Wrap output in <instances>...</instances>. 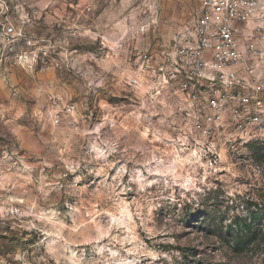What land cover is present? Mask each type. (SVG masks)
<instances>
[{"label":"rangeland","instance_id":"374dc122","mask_svg":"<svg viewBox=\"0 0 264 264\" xmlns=\"http://www.w3.org/2000/svg\"><path fill=\"white\" fill-rule=\"evenodd\" d=\"M27 1L28 55L0 62V264H264V138L232 149L175 86L128 84L200 0Z\"/></svg>","mask_w":264,"mask_h":264},{"label":"built area","instance_id":"2783aa9c","mask_svg":"<svg viewBox=\"0 0 264 264\" xmlns=\"http://www.w3.org/2000/svg\"><path fill=\"white\" fill-rule=\"evenodd\" d=\"M137 33L146 35L160 13L151 5ZM258 0H200L197 13L176 26L160 52L144 50L130 86L173 85L195 106V124L207 137L222 128L232 149L264 138V34L252 27ZM38 12L27 0H0V62L24 60L31 43L27 27ZM156 19V20H155ZM74 105L67 107L72 113ZM56 123L61 121L55 116ZM10 214L24 216L20 207ZM22 264H36L26 255ZM43 257V256H42Z\"/></svg>","mask_w":264,"mask_h":264},{"label":"crops","instance_id":"0c3cea01","mask_svg":"<svg viewBox=\"0 0 264 264\" xmlns=\"http://www.w3.org/2000/svg\"><path fill=\"white\" fill-rule=\"evenodd\" d=\"M36 259H37V260L34 261V263H37V264L45 263V261H44V257H42V254H41V253L37 254V258H36ZM7 263H8V262H7Z\"/></svg>","mask_w":264,"mask_h":264}]
</instances>
